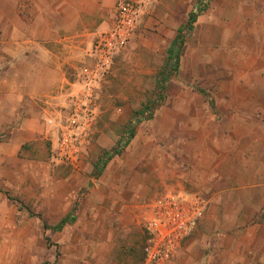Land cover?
Segmentation results:
<instances>
[{
  "label": "rangeland",
  "instance_id": "rangeland-1",
  "mask_svg": "<svg viewBox=\"0 0 264 264\" xmlns=\"http://www.w3.org/2000/svg\"><path fill=\"white\" fill-rule=\"evenodd\" d=\"M135 1L139 11L133 29L102 52L104 60L95 43L110 30L114 15L111 26L93 40L88 60L68 75V97L57 107L23 100L18 110L6 91H20L23 81L0 73V264H109V238L117 241V253L130 246L133 264H140L143 222L152 205L177 189L191 158L205 157L207 133H223L220 127H204L213 112L221 118L213 109L222 98L214 92L264 88V64L250 56L240 64L238 52L251 54L264 40L255 38V27L239 31L237 26L242 10L264 13V0L240 5L238 0H206L233 25L210 32L199 25L188 32L178 71L162 90L156 78L167 48L198 0ZM19 3L12 21L7 2H0V72L6 67L1 52L6 54L8 40H24L21 28L37 14L33 2ZM9 24L17 27L15 38H9ZM224 43L231 46L230 55L221 49ZM213 59L218 81L208 79ZM244 70L248 79L242 81ZM147 106L153 108L150 116L141 113ZM251 117L239 114L240 119L264 120V113ZM253 134L264 136V127L257 126ZM34 141L30 151L19 152ZM69 211L75 220L61 230L44 227Z\"/></svg>",
  "mask_w": 264,
  "mask_h": 264
},
{
  "label": "crops",
  "instance_id": "crops-1",
  "mask_svg": "<svg viewBox=\"0 0 264 264\" xmlns=\"http://www.w3.org/2000/svg\"><path fill=\"white\" fill-rule=\"evenodd\" d=\"M20 1L33 2L37 14L21 28L25 39L8 40L6 54L1 52L7 59L1 75H7L9 80L23 81L21 90L6 91L7 97L18 102V110L23 100L24 103H47L55 108L68 97L72 85L68 75L73 76L74 70L88 60L96 35L111 26L118 0H0L7 2L12 21L18 18L16 7ZM198 2L202 4L206 0L192 5L176 33L186 24L188 13ZM238 2L240 5L244 1ZM205 7L198 12L193 29L201 25L210 32L212 28L233 25L231 21L221 20L217 10ZM237 16L239 31L253 26L255 38L264 40V13L257 16L252 7ZM6 29L11 34L9 38H15V24H9ZM221 47L224 53L231 54V46L224 43ZM238 52L242 57L240 64H246L249 56L264 64L262 45L251 54L243 49ZM216 63L213 59L209 80L218 81ZM221 66L224 74H228L226 63ZM244 72L239 80L248 79V73ZM260 77L264 80V74ZM222 89L214 92L222 99L216 101L213 109L221 113V118L215 119L213 112L204 127H220L223 133L220 136L211 131L207 133L209 148L205 157L195 155L191 158L173 192L198 194L204 202L203 210L182 247L165 264H264V136L253 134L257 126L264 127V120L239 118V114L251 117L254 113H264V88ZM240 129L246 130L243 135L237 132ZM110 239L106 254L109 264H119V254L121 264H124V255L125 264H133L130 246L123 253H117V241Z\"/></svg>",
  "mask_w": 264,
  "mask_h": 264
},
{
  "label": "built area",
  "instance_id": "built-area-1",
  "mask_svg": "<svg viewBox=\"0 0 264 264\" xmlns=\"http://www.w3.org/2000/svg\"><path fill=\"white\" fill-rule=\"evenodd\" d=\"M135 0H118L115 19L108 31L101 32L95 43L100 57L108 47L118 45L133 29L139 11ZM204 202L198 194L188 192L167 193L158 198L151 215L143 222L145 242L140 264H165L182 247L183 240L192 232L203 210Z\"/></svg>",
  "mask_w": 264,
  "mask_h": 264
},
{
  "label": "trees",
  "instance_id": "trees-1",
  "mask_svg": "<svg viewBox=\"0 0 264 264\" xmlns=\"http://www.w3.org/2000/svg\"><path fill=\"white\" fill-rule=\"evenodd\" d=\"M20 2H30V1H20ZM19 3V2H18ZM21 4L19 3L18 8L20 9ZM206 6V3L204 2V5H201L200 2H198L195 7L188 13L187 21L184 26L179 28L177 30V33L174 37V39L171 41L170 45L167 48V57L166 62L164 66L159 70L157 75V85L160 90L165 88V82L178 71V62H179V56H180V49L182 48L184 44L185 36L188 32H190L194 25L193 23L196 20V16L199 11L203 10ZM153 108L152 106H147L145 110H143L141 113L144 114L147 112V116L151 115ZM130 137L133 136V132L129 133ZM37 141L30 142L27 144H23L19 152H27L32 149V146L37 144ZM37 152V151H35ZM34 152V153H35ZM21 203V202H20ZM75 220V216L72 211H69L64 216H62L55 224L49 225L47 223H44L45 228H52L56 231L61 230L66 224L71 223ZM144 242H145V235H144ZM143 251V250H142ZM143 259V252L141 256L140 263Z\"/></svg>",
  "mask_w": 264,
  "mask_h": 264
}]
</instances>
